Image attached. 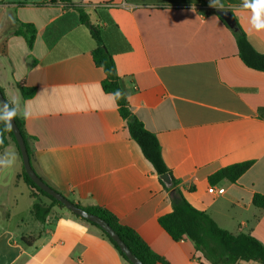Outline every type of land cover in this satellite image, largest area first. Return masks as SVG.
I'll list each match as a JSON object with an SVG mask.
<instances>
[{
    "label": "crops",
    "instance_id": "1",
    "mask_svg": "<svg viewBox=\"0 0 264 264\" xmlns=\"http://www.w3.org/2000/svg\"><path fill=\"white\" fill-rule=\"evenodd\" d=\"M71 1L105 28L130 108L157 136L187 200L222 229L264 246V210L253 204L264 195V72L244 64L228 25L208 14L203 0H116L126 7ZM223 2L264 53V31L251 29L242 0ZM17 21L36 27L32 50L14 34ZM0 29V87L8 102H18L40 178L77 205L113 213L168 264H210L192 242L174 241L160 225L173 210L170 193L131 138L114 96L104 92L105 74L92 57L96 42L78 13L51 0H0ZM17 84L35 95L25 99ZM5 154L15 161L0 166V264H125L108 240L67 210L56 208L38 222L22 157L14 144ZM243 162L253 163L236 182L210 183ZM213 187L225 193L210 194Z\"/></svg>",
    "mask_w": 264,
    "mask_h": 264
},
{
    "label": "trees",
    "instance_id": "2",
    "mask_svg": "<svg viewBox=\"0 0 264 264\" xmlns=\"http://www.w3.org/2000/svg\"><path fill=\"white\" fill-rule=\"evenodd\" d=\"M51 3L64 4L78 13L80 23L88 28L96 42V48L92 52V57L95 65L102 69L105 74V79L102 82L104 92L114 96L118 111L126 122V127L131 138L140 146L145 158L154 167L162 185L165 187L160 179L161 175L169 174L172 178L174 183L173 187L171 189H168L167 187L165 188L170 193L173 210L159 219V223L164 230H166L174 241L188 240L192 242L195 249L210 264H239L240 262H256L258 264H264V246L256 238L250 234L243 233L234 235L229 231L222 229L208 213L196 209L187 200L183 190L180 188L179 181L172 176L163 160L157 136L145 128L144 124L135 116L130 108L127 95L122 87L121 79L116 69L114 60L115 50L111 48V45L108 42L105 28L100 25H94L91 22L86 9L73 4L71 0H51ZM202 6L207 8L208 14H217L218 11L222 10L224 7V2L223 0H219V3L216 6H212V0H203ZM17 23L14 34L22 36L26 40L30 50H32L37 35L36 27L32 24L19 21H17ZM110 23L111 27L116 30L117 37L120 38L117 26L112 22ZM230 30L236 39L239 57L244 64L248 68L264 72V53H259L252 46L247 34L238 21L236 27L234 29L230 28ZM3 32L4 29H0V36L3 35ZM17 88L21 91L25 99L31 98L35 95V89L33 88H26L22 84H17ZM0 89L4 94L3 89L1 87ZM117 92H119V96L116 95ZM8 103L10 106L12 105L10 102ZM261 112L264 115V109H262ZM15 121L24 137L32 163L33 153L28 144V137L25 132L23 118L18 112ZM10 144H14L17 148L18 154L21 156L19 145L12 129L6 128L5 124L0 122V151L4 150ZM252 163L253 162H243L223 168L210 177V183L215 184L224 180L234 183L252 166ZM22 178L30 188L31 197L36 200L33 204L32 212L34 218L38 222L42 224L46 223V220L54 215L56 208L67 210L62 203L38 188L29 178L25 169H23ZM40 197L48 199L50 203H43ZM74 204L77 205L76 203ZM253 204L258 209L264 210V195L256 194L253 198ZM77 206L105 220L143 264H168L162 257L155 254L148 247L134 229L121 224L118 218L107 209L98 206ZM67 211L74 218L96 229L102 237L114 246L125 264H132L113 239L110 238V236L98 225L71 213L69 210Z\"/></svg>",
    "mask_w": 264,
    "mask_h": 264
},
{
    "label": "water",
    "instance_id": "3",
    "mask_svg": "<svg viewBox=\"0 0 264 264\" xmlns=\"http://www.w3.org/2000/svg\"><path fill=\"white\" fill-rule=\"evenodd\" d=\"M224 22L232 29L236 27L237 21L233 13L228 9H222L218 11L217 13ZM7 102L4 94L2 93L0 89V103ZM13 134L16 138V141L19 145V149L22 156L23 166L24 169L29 176V178L35 183V185L40 188L42 191L46 192L49 196L53 197L60 203H62L67 210H69L71 213L80 216L89 222H92L96 225H98L102 230H104L110 238L113 239V241L118 245V247L121 249V251L125 254V256L128 258V260L132 264H143L127 247V245L120 239L118 234L114 231V229L102 218L98 217L97 215H94L92 213L87 212L83 208H80L79 206L72 203L70 200H68L64 195L57 192L55 189L50 187L40 176L36 173L34 170L31 159L27 150V146L24 140V137L15 121V118L12 121V127H11ZM161 181L167 187L168 189H171L174 185L172 178L169 174H163L160 176Z\"/></svg>",
    "mask_w": 264,
    "mask_h": 264
},
{
    "label": "clouds",
    "instance_id": "4",
    "mask_svg": "<svg viewBox=\"0 0 264 264\" xmlns=\"http://www.w3.org/2000/svg\"><path fill=\"white\" fill-rule=\"evenodd\" d=\"M219 0H212V6H216ZM222 7V6H221ZM243 9L250 11V26L251 29L256 32L264 31V0H242ZM119 96V92L116 93ZM18 102L13 101L12 105L8 102L0 103V122H3L6 128L11 129L12 121L16 117L18 112ZM32 115L27 105L23 110V116L27 119ZM15 161L14 154H5L4 157H0V166H11Z\"/></svg>",
    "mask_w": 264,
    "mask_h": 264
},
{
    "label": "built area",
    "instance_id": "5",
    "mask_svg": "<svg viewBox=\"0 0 264 264\" xmlns=\"http://www.w3.org/2000/svg\"><path fill=\"white\" fill-rule=\"evenodd\" d=\"M110 5L111 6H117V7H126V4L124 3V2H118V1H111L110 2ZM208 192L210 193V194H214V195H223L224 193H225V190H224V188H215V187H213V188H209V190H208Z\"/></svg>",
    "mask_w": 264,
    "mask_h": 264
}]
</instances>
